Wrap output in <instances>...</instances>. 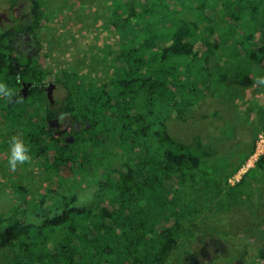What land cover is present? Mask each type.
I'll list each match as a JSON object with an SVG mask.
<instances>
[{"label":"trees","instance_id":"obj_1","mask_svg":"<svg viewBox=\"0 0 264 264\" xmlns=\"http://www.w3.org/2000/svg\"><path fill=\"white\" fill-rule=\"evenodd\" d=\"M29 1L28 20L12 14L18 1L11 0L12 23L0 27V82L15 90L14 100L23 98L20 103L0 99V116L8 123L0 130V145L9 148L13 135L23 139L32 155L23 167H41L48 182L35 197L26 196L25 185L14 184L25 197L0 214L1 243L11 248L14 264H168L182 238L199 227L206 198L221 187L201 166L204 157L212 156L202 139H175L168 119L186 121L213 83H254L246 64L264 69V0L256 5L235 0L249 12L250 30L244 17L223 14L222 3L210 10L207 0H189L180 7L170 0H112L109 25L124 36L106 46L111 73L96 79L84 77L78 68L40 65L38 31L48 25L49 16L45 0ZM220 16L223 22L211 25ZM21 31L39 45L35 55L16 45ZM212 56L226 65L215 61L210 67ZM28 81L55 83L64 97L52 105L39 85L24 97L21 86ZM57 109L79 123L73 141L53 135L49 120ZM259 112L249 156L264 131V105ZM241 165L226 176L227 186ZM254 168L264 175V153ZM83 181L99 185L92 207L75 206L74 186ZM29 208L44 217L41 225L27 223ZM79 218L86 222L81 228ZM259 255L264 259L263 251Z\"/></svg>","mask_w":264,"mask_h":264},{"label":"rangeland","instance_id":"obj_2","mask_svg":"<svg viewBox=\"0 0 264 264\" xmlns=\"http://www.w3.org/2000/svg\"><path fill=\"white\" fill-rule=\"evenodd\" d=\"M170 1L172 5L180 7L187 5L189 0ZM207 1L209 9L215 3L219 6L224 4L221 9L223 14H237L242 20L244 17L247 29H251L249 12H243L236 6L235 0ZM45 2L49 22L44 29L38 31L37 38L42 45L38 59L40 65L53 70L78 68L86 78L96 79L111 73L105 48L110 42L120 40L124 36L122 31H114L109 25L110 15L114 10L113 1ZM253 3L256 5L257 0H253ZM10 4L11 0H0V10L8 9ZM216 19L213 18L211 25L223 22L222 16ZM224 26L225 23L222 27ZM233 28L235 29V26ZM260 31L264 35V24ZM234 33H237V28ZM231 39L233 42L237 40ZM221 43L219 40L218 47ZM36 53L37 51L32 55ZM215 61H219L222 66L226 65L224 61L218 60L217 56H212L209 66L212 67ZM246 66L252 68L254 80L257 76H264V69L257 63L250 62ZM253 85L254 83L249 87H241L213 83L210 95L192 108L186 121L168 119V129L175 139L184 142H192L196 136L202 139L212 156L204 157L201 166L211 172L214 180L221 186L212 199L206 198L209 204L205 216L198 220L199 227L194 230L192 236L182 238L179 248L172 254L168 264H241V261L243 264H264V259L259 255V252H264V175L259 170H253V165L247 170L251 173L244 182L232 187L240 180L231 184L228 179L232 186L226 185V176L234 167L242 163L241 169L251 157L249 153L252 150L253 138L259 130V108L264 105V88ZM63 97V91L56 86L54 98L60 100ZM3 126L7 127L8 123L0 116L1 131L7 129ZM262 132L264 133H259ZM7 149L9 150L8 147L6 150L2 149L0 145V214L25 197V194L14 189V184L25 185L28 188L26 196L35 197L48 182L43 176L42 168L33 164L26 165L25 168L23 165L16 172H10L7 167ZM232 176L234 175L230 177ZM74 188L78 195L75 206L83 208L94 205L99 185L83 181ZM208 218L216 220V224L207 222ZM80 219H76L79 228L86 223ZM26 220L28 224L41 225L44 217L34 214L29 208ZM73 220L75 222V216ZM0 264H14L11 248L3 245L1 241Z\"/></svg>","mask_w":264,"mask_h":264},{"label":"flooded vegetation","instance_id":"obj_3","mask_svg":"<svg viewBox=\"0 0 264 264\" xmlns=\"http://www.w3.org/2000/svg\"><path fill=\"white\" fill-rule=\"evenodd\" d=\"M18 3L13 7L12 14L21 20H28L30 17V1L29 0H17ZM11 6V4H10ZM7 23H12V17L8 12V9L0 10V27H5ZM17 43L16 45L23 51L26 52L28 56L32 55L37 51L39 45L36 43V40L32 35H29L27 31H21L19 36L16 37ZM24 83V82H23ZM23 83L21 86V90L23 88ZM44 92L46 94V89L49 84H44ZM56 89L53 90V95ZM30 93V92H29ZM23 94V93H22ZM29 95V94H28ZM27 95V96H28ZM24 96V95H23ZM24 96V97H27ZM47 96V94H46ZM55 99V98H54ZM49 101V100H48ZM50 104L55 105L59 104L58 100H54L53 103L49 101ZM63 104V103H62ZM56 115L49 120V123L52 127L53 135H56L60 138H63L65 141H73V130L79 128V123L74 121L69 114L64 110H55ZM239 264V263H237ZM243 264V261H241Z\"/></svg>","mask_w":264,"mask_h":264},{"label":"clouds","instance_id":"obj_4","mask_svg":"<svg viewBox=\"0 0 264 264\" xmlns=\"http://www.w3.org/2000/svg\"><path fill=\"white\" fill-rule=\"evenodd\" d=\"M254 87L264 88V76H257L254 80ZM16 92L8 84L0 82V99L5 100L7 103H20L22 97L14 100ZM9 150L7 167L10 172H16L19 167L30 164L32 161L31 146L26 144L19 136L13 135L9 139Z\"/></svg>","mask_w":264,"mask_h":264},{"label":"built area","instance_id":"obj_5","mask_svg":"<svg viewBox=\"0 0 264 264\" xmlns=\"http://www.w3.org/2000/svg\"><path fill=\"white\" fill-rule=\"evenodd\" d=\"M264 153V133H260L258 135V139L256 141L254 152L252 153L249 160L243 165V167L236 173L234 176L229 178V182L231 184H236L243 174L253 165H255L257 159Z\"/></svg>","mask_w":264,"mask_h":264},{"label":"water","instance_id":"obj_6","mask_svg":"<svg viewBox=\"0 0 264 264\" xmlns=\"http://www.w3.org/2000/svg\"><path fill=\"white\" fill-rule=\"evenodd\" d=\"M45 86L44 84H40V83H37V82H32V81H28V82H24L23 83V88H22V93L24 96H27L31 90V88L33 86ZM55 83H50V85H48L47 89H46V94H47V98L48 100L53 103L54 102V95H53V90L55 88Z\"/></svg>","mask_w":264,"mask_h":264}]
</instances>
